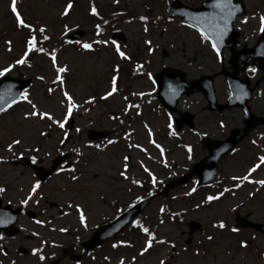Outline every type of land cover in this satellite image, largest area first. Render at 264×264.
Wrapping results in <instances>:
<instances>
[{
	"label": "rangeland",
	"instance_id": "374dc122",
	"mask_svg": "<svg viewBox=\"0 0 264 264\" xmlns=\"http://www.w3.org/2000/svg\"><path fill=\"white\" fill-rule=\"evenodd\" d=\"M96 1L101 5L103 12L110 16H113L114 10L127 15L125 19L118 18L117 20V29L124 30L129 38L127 45H120L117 42L114 45L107 41V43L96 45L97 49L81 51L79 48L81 44H71L60 51L61 47L65 46L61 37L69 31L65 29V25L70 30L73 28L72 25H77L79 22L84 23V26H91V22L86 23L87 18L84 15V12H88L87 0H76L75 10L68 16L61 15L67 5L66 0H17L16 6L22 18L32 27L34 24H40L50 29L54 33L51 42L57 46L42 43L41 47L47 46V49L43 53H35L36 58L32 65L27 63L15 65L7 73L17 75L18 71H23L28 76L43 77L40 82L34 81L26 92L32 103L36 104L38 111H47L57 121H61L66 114L67 102L63 97L64 91L72 96L77 105L73 111L77 115L83 113L91 119L104 117L108 112L117 115V119L109 122L117 125V150L99 152L93 163L77 171L80 176L76 180L71 177V173H77L76 170L75 172H62L49 179L46 188H42V192L49 194L45 197L47 196V199L52 202H57L60 207L66 208V205H70L71 202L79 203L78 205L83 206L86 212L94 218L103 212L110 216L115 212L116 203L117 206L130 204L147 195V188L162 187L168 181L167 179L184 173L195 161L207 153L201 147V137L207 135L224 138L231 128L241 126L243 119V113L239 108L229 109L223 113L203 111L206 100L201 93H195L183 96L179 101V108L197 114L196 127L194 130L184 128L179 132L176 131L172 116L166 113L159 101L152 97L156 91V84L151 75L163 66L180 67L188 73L190 79L220 70L218 57L214 56L210 50L211 44L200 35L195 27L179 19L169 21L163 19L162 26H148L149 24H143L131 16L146 14L152 8L155 16L161 15L158 17L161 19L162 13L168 14L171 0H117L118 5L114 4L116 0ZM182 1L192 6H198L201 3L200 0ZM246 5L247 14L239 17L235 24V27L241 31L239 45L254 43L260 33L259 17L264 15V0H246ZM28 32L30 30L17 27L15 17L11 12V0H0V69L13 65L22 56ZM89 37L91 36L86 37L83 43L91 44ZM8 41H11L10 45ZM116 45L128 59L119 55ZM37 46L39 47V44ZM50 46L52 48L49 49ZM59 46L61 47L58 48ZM163 48L169 52L165 58L161 57ZM53 52L57 58V67L66 66L68 69L63 74L64 84L56 83L54 87H52V81L55 80L56 73L51 63ZM138 65L142 74L135 77L129 76L123 70L117 73V79H120L121 85L133 93L128 101L125 100V93H127L125 91V93H114L112 98L98 102L94 108L84 104L91 95H100L104 91L106 94L110 91L109 80L113 76L111 75L113 67H138ZM215 86L219 101L226 102L228 90L225 78L217 77ZM49 88H52L53 92L49 93ZM141 93L143 95H140ZM128 105L139 107L130 108L127 107ZM250 105L257 114H264V83L256 88ZM31 111V105L20 100L10 110L0 115V187L7 183H13L16 187L21 183L26 199H29L32 193L31 182L34 178L30 174L33 175V173L23 166L15 167L12 164L8 166L5 159L9 154L15 155L19 151L29 154L34 149L40 148L39 155L46 156L49 160L57 151L58 134H61L58 130H56L57 133L51 130L49 137L47 133L50 131L51 124L46 118L41 120L38 117L29 116L25 119V114ZM104 119L101 121L103 122ZM78 122L82 125L83 119H79ZM169 124L172 125L171 128L168 127ZM172 132L176 135H172ZM41 133H45V136ZM16 139H19L21 143L13 145L12 151H8V145ZM157 144L160 148L156 147ZM161 148L163 153H161ZM189 148L191 152L188 151ZM93 153L94 150L89 152V154ZM261 156H264V128L258 127L248 133L237 148L221 160V174L218 180L222 188L208 187V185L198 188L197 178H194L190 183L174 189L170 195L174 198L179 197L178 205L187 213L186 220L198 219L206 223L204 225L206 233L216 231L213 225L215 221L224 220L234 223V215L237 211L240 214L251 212L253 213L252 219L263 220L264 206H261V202L264 203V184H261L263 189L259 190L258 181H264V164H261L255 171H250L260 163ZM121 172L127 179L121 176ZM152 176L156 178L155 184L152 182ZM244 176L248 179H240ZM133 181L138 183H133ZM21 192V189L16 190L19 195H22ZM252 192H256V195L250 199ZM41 195L38 194L36 197ZM205 196H214L217 199L204 205L202 202ZM163 202L162 197L154 199L143 213L142 218L154 230L159 240L165 235L170 239H175L180 230L176 222L174 224L162 216ZM42 203L43 200L40 208ZM40 212L45 220L52 219L53 223L58 226L72 227L73 233L78 232L83 240L90 237L92 233V231H84L76 226L78 224V212L76 211L69 216L67 214L60 217L57 209L49 206L48 209H41ZM25 225L33 229L38 227L31 221H27ZM42 228L44 234V230L48 228ZM251 231L253 230L247 228L242 229L241 232L236 231V233L219 230L215 235L213 245L210 244L211 241L204 240L205 233L198 234L201 241H205L203 244L196 242L198 247L201 248V245L206 243L209 246H207L206 253L201 248L199 255L194 257L195 261L198 262L200 259L203 264L220 259L225 264H264L262 259L256 256L257 248L264 244L263 236L252 238L251 246L241 247L244 239L248 241L251 238ZM48 233L59 237L66 248L69 247L67 242L72 241V237L57 231ZM118 238L121 244L117 248V261L132 258L138 259L136 264H149V261L153 259L156 261L157 254L161 253L160 248L156 246L157 248L141 254L149 238L133 232L132 229H127ZM38 242V240L22 241V238L10 240L13 246L30 247ZM184 243L183 240L182 244ZM152 244L160 245V242L152 241ZM65 251L71 256L69 249ZM98 254V259H100L103 254L113 255L114 250L101 249ZM185 257L183 255V259ZM18 259L19 264L35 262L33 256H22ZM64 259L67 257H62L56 263L66 264Z\"/></svg>",
	"mask_w": 264,
	"mask_h": 264
},
{
	"label": "snow or ice",
	"instance_id": "6c2138e0",
	"mask_svg": "<svg viewBox=\"0 0 264 264\" xmlns=\"http://www.w3.org/2000/svg\"><path fill=\"white\" fill-rule=\"evenodd\" d=\"M17 0H11V12L13 13L14 17H15V21H16V25L18 28L20 29H28L30 30V33L32 32H39L41 34L45 33L46 29L43 26H40L38 28H33L31 24L27 23L21 16L20 12L17 9ZM214 8L219 9L221 15L219 17H213L211 18L212 20H221L223 21V26H220V24L218 23H207V21L209 20V17H194L193 19H195L198 23L201 24L200 29H198L200 31V35L205 39H212L213 40V44L212 47L214 50L217 51V55H219V49H218V41L220 40V38L224 35V33L227 31V23H228V19L231 17V15L233 14V12L235 11V6L232 4L231 0H216V2L213 5ZM73 8V4L71 2V0H68L67 5L64 7L61 15L63 16H67L69 14V11ZM91 14L93 16H96L97 13V9L95 7L91 8ZM141 20H145V17H141ZM259 21H260V26H259V31L260 32H264V15L259 17ZM246 22V21H244ZM97 33H99L100 30V26L97 25ZM65 29H68V26L65 25ZM147 30V29H145ZM44 40H48L49 37L47 35L43 36ZM72 41H68V43H71ZM9 45L11 44V41L7 42ZM77 43H80L79 41H77ZM97 43H107V41H97ZM115 45V41L112 42ZM39 44V40L37 39V37L35 35H29V38L26 40V47H25V51L23 52L22 56L17 59L13 65H9L8 67H4L3 69H0V77L5 76V74H7L8 72L11 71L12 67H14L15 65H24L26 63H28V58H29V54L30 53H34V52H40L43 53L45 52V49L43 47H38L37 45ZM81 47L85 50H91L92 45L89 43H83L81 44ZM9 51H11V48H9ZM116 51L119 53V55L125 59H128V57L125 56L124 52L120 51L119 46L116 45ZM51 63L52 66L55 70L56 73V77L55 80L52 81L53 84L59 83L61 85L64 84V77L62 74L66 73L68 71L66 66H60L57 67V58L55 55V52L52 53L51 55ZM138 67H140L138 65ZM250 71L252 73H255L257 70L255 68H251ZM39 79H43V77H39ZM117 77L113 76L111 78V89L110 91L106 92V94L101 97V99H107L108 97L112 96L114 93H116L117 91ZM11 86H9V91H10ZM48 92L51 93L53 92L52 88L48 89ZM140 95H143V93H141ZM63 97L65 99V101L67 102V107H66V114L64 116V119L61 121H57L55 120L47 111L44 112H40L37 110V106L36 104L32 103V101L29 99V94L25 91L22 93L18 94V97L13 95L11 96L10 99L5 100L3 95H0V113H3L4 111H6V108H11L12 105L16 104L18 102V100L21 101H25L28 104L31 105V109L32 111L29 113L25 114V119H27L29 116L31 117H38L39 119L43 120V119H47L49 121H51L53 124H56L60 129H65V124L68 120L69 117L72 116L73 111L77 108V105L74 103L73 98L71 95H69V93L67 91L63 92ZM92 100L86 101V103H91ZM127 107H139L138 105H128ZM114 119H117L116 117H113ZM169 128L172 127L171 124L168 125ZM221 127H223V124H221ZM77 132L80 131V129H76ZM172 135H176L175 132L171 133ZM41 135H45V133H41ZM68 133L67 131L64 132V138L67 139ZM65 139H62L60 141L61 144H63L65 142ZM21 143V141L19 139L13 140L11 144L8 145V151H12V147L13 145H19ZM108 143H114V141H108ZM254 143V142H253ZM98 147V146H97ZM138 147V146H137ZM157 148H160V145H156ZM161 153H163V149L161 148ZM34 151H38V149H34ZM189 152H191V148L188 149ZM190 158V157H189ZM125 160H127V157H125ZM260 163L257 164L254 168H252L250 171H255L256 168L260 167L261 164H264V156H261L259 158ZM36 158L33 157L32 158V163L35 164ZM167 166V165H166ZM63 170V169H61ZM74 171V169L72 170ZM145 171H147V169H145ZM149 175L151 176V173H149ZM121 176H124V173L121 172ZM125 179H127L126 176H124ZM73 180H76L77 177L76 176H72ZM233 179H236V177H233ZM240 179H248L247 176L244 177H240ZM152 182L153 184L156 183V178L154 176H152ZM133 183H138L137 181H133ZM258 183L264 184V181H258ZM40 187V182L37 181L31 189L32 193H35L36 190ZM195 189H193L194 191ZM5 189L4 188H0V192H4ZM227 191V189H226ZM31 197H29L30 199ZM209 201L217 199V197L214 196H209L207 198ZM22 203L27 204L28 200H24L22 201ZM69 207H71V205H69ZM76 211L79 213V218L81 223H84L85 221V216L83 211L80 209L79 206L76 207ZM161 211H163V209H161ZM6 221L4 220H0V223H5ZM37 223H40V221H37ZM220 228H224L225 225L223 224V222H221L218 225ZM143 232L148 233L149 229L148 228H143L142 229ZM61 231H66V229H61ZM232 231H237V229L233 228ZM155 239V237H151L150 239H148L145 248L143 249V251L141 252V254H143V252L147 251L149 248L152 247V241ZM209 239H211V237H209ZM160 243H164V241H159ZM242 246H244L242 244ZM113 247H116V245H113ZM38 251V250H34V253ZM40 260H44L45 257L43 255H41L39 257ZM121 264H123V262L121 261ZM161 264H164L163 261H161Z\"/></svg>",
	"mask_w": 264,
	"mask_h": 264
},
{
	"label": "flooded vegetation",
	"instance_id": "af4514ba",
	"mask_svg": "<svg viewBox=\"0 0 264 264\" xmlns=\"http://www.w3.org/2000/svg\"><path fill=\"white\" fill-rule=\"evenodd\" d=\"M45 160V159H44ZM11 163L13 164V166L15 167H25L28 169H31V165L27 166L26 163L22 160H15V159H11ZM19 188L15 187V185H13L12 183H8L5 187V195H4V203H9L14 205L15 207L21 206L23 208L22 213H25V208H26V204L22 203V201H24L23 198H21L22 196L16 193V190H18ZM23 217V214L21 215L19 221H18V225H20V221ZM105 222L102 221L100 222L98 225H101ZM21 236H24L26 239H31L32 237L25 234L24 231L21 229L20 234ZM187 235L185 233V230L181 229L180 233L177 234L175 236V239L173 241L168 240L167 242H165L162 246V252H163V256L165 257L164 260H162L164 262V264H201V260L199 259L198 262L195 261L194 257H197L201 251V248L198 247V245L195 244H182L179 241H183L184 239H186ZM0 239H7L4 236H1ZM24 238L22 237V240ZM116 242V247L115 250L117 252V237L114 239ZM8 243V242H7ZM11 246V245H10ZM79 247L80 245L78 243L76 244H70L69 245V249L71 251V253H74L75 251H79ZM106 247V245H102L100 247H98L95 250L92 251H82V259H83V263L84 264H99V261L97 260V256L96 253L98 251H100V248ZM4 252H6V250H4ZM32 252V250H31ZM183 255H185V259H183ZM93 256H95V259L93 258ZM62 257H67V254L64 255ZM61 257V258H62ZM116 259H117V253H116ZM69 258V257H67ZM71 260V259H70ZM72 262H74L73 260H71ZM63 262V261H62ZM117 264V261L116 263ZM153 264H161L160 260H156L155 262L153 261ZM203 264H225L223 263L221 260H216V261H211V262H204Z\"/></svg>",
	"mask_w": 264,
	"mask_h": 264
},
{
	"label": "water",
	"instance_id": "95a60500",
	"mask_svg": "<svg viewBox=\"0 0 264 264\" xmlns=\"http://www.w3.org/2000/svg\"><path fill=\"white\" fill-rule=\"evenodd\" d=\"M215 2H216V0H210L208 2L207 7H212ZM194 10L198 11L199 9H192V10H189V11L190 12H194ZM209 15H212V14L210 13ZM204 17H208V15H205ZM211 22H212V20H208L207 21V23H211ZM179 72H180L179 70H173L172 73H170V74H168V73H163V74L159 73L158 78H159V80L161 82L166 81L168 78L169 79H178L179 80V79H182V76H183V73L180 74L181 72L180 73ZM203 78H201L200 80H195V81L189 82L188 83L189 84V89L190 90H193V88L194 89H203L205 91L207 97H209L208 91H207L206 86L204 84V82H206V80H203ZM183 82H185L184 79H183ZM22 86H23V84H20L18 86V88L20 89V88H22ZM188 117H189V115H188ZM178 122H180V120ZM190 122H191V120H190ZM239 133H240L239 130L234 131V134L231 135V137L228 138L224 142L216 141L214 143L211 140H205L206 146L209 148L211 155L209 157L205 158L201 163L197 164L196 167L194 168V171H198V173L203 174L206 170L214 169L216 167V161H214V160L217 159L218 156L223 152L222 145H228V144L233 145V144H235ZM190 176L185 177V178H189ZM182 181H184V180H181V182ZM175 184L176 183L174 181L171 182L168 185V188H171ZM145 203L146 202L140 204L138 208H140ZM121 223H119V225H122ZM111 227L117 228V222L115 224L111 225ZM263 227H264V225H260V228H263Z\"/></svg>",
	"mask_w": 264,
	"mask_h": 264
}]
</instances>
